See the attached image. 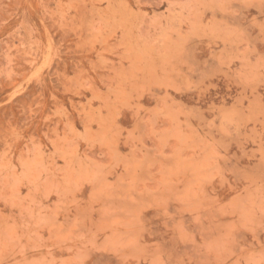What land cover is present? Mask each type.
Instances as JSON below:
<instances>
[{
	"label": "rangeland",
	"instance_id": "obj_1",
	"mask_svg": "<svg viewBox=\"0 0 264 264\" xmlns=\"http://www.w3.org/2000/svg\"><path fill=\"white\" fill-rule=\"evenodd\" d=\"M0 264H264V0H0Z\"/></svg>",
	"mask_w": 264,
	"mask_h": 264
}]
</instances>
